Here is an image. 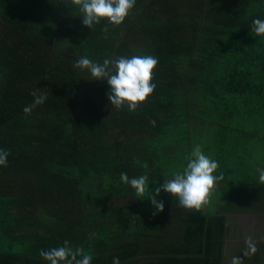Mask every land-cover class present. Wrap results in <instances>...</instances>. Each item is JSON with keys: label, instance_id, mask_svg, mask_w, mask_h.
Instances as JSON below:
<instances>
[{"label": "trees", "instance_id": "1", "mask_svg": "<svg viewBox=\"0 0 264 264\" xmlns=\"http://www.w3.org/2000/svg\"><path fill=\"white\" fill-rule=\"evenodd\" d=\"M82 17L70 0H0V264H48L40 250L64 241L91 264H264V230L255 254L242 231L229 241L236 215H264V0H136L121 25L91 29ZM136 55L158 65L135 112L74 67ZM37 88L47 99L25 113ZM196 145L223 176L199 211L161 191L153 215L120 180L147 174L154 190Z\"/></svg>", "mask_w": 264, "mask_h": 264}, {"label": "clouds", "instance_id": "2", "mask_svg": "<svg viewBox=\"0 0 264 264\" xmlns=\"http://www.w3.org/2000/svg\"><path fill=\"white\" fill-rule=\"evenodd\" d=\"M70 2L79 7L83 13L82 24L89 29L99 24L102 18L107 19L111 25H121L136 4V0H70ZM103 30L107 31V28ZM252 31L256 36L264 35V20L254 19ZM157 65L158 59L152 55H136L131 58L121 56L114 60L104 59L102 63L83 56L74 63L75 68L86 69L94 80H106L110 88L107 94L109 103L117 109L126 105L129 112H135L153 93L156 85L151 81ZM32 95L34 100L23 109L25 113H31L33 108L43 104L47 99V94L41 93L39 88ZM8 156L7 150L0 149V166H7ZM186 159L187 166L182 172L173 173L172 178L164 179L163 184L154 190L149 188L147 174L129 178L126 173H121L120 180L130 185L138 197L149 199L156 209L153 215L164 210L163 201L156 198L161 191L176 197L179 206L199 211L210 203L211 193L217 181L222 180L223 176L214 175L219 168V162L206 155L199 145L194 146ZM257 171L260 182L264 183V168ZM245 244L247 251L243 255L255 254L258 251L251 236L245 238ZM39 255L48 264H91L93 260L92 254L85 253L82 248L73 249L68 241H64L60 247L42 249ZM112 264H120L119 258L113 257ZM230 264H243V259L241 256H233Z\"/></svg>", "mask_w": 264, "mask_h": 264}, {"label": "flooded vegetation", "instance_id": "3", "mask_svg": "<svg viewBox=\"0 0 264 264\" xmlns=\"http://www.w3.org/2000/svg\"><path fill=\"white\" fill-rule=\"evenodd\" d=\"M252 215H256V216H259V217H263L264 216V215L256 214V213H253V212H248V213L243 214L244 219L238 220L235 223L236 226L233 229V234L234 235L236 234L235 232L239 231V229L242 231V233L244 235H247V236H249L250 234H252V236H254L255 232L260 233V234L262 233V231L264 230V219H263V223H262L263 226L257 227L255 225V223H252V221H250V219H249V217L252 216ZM236 216H238V215H236ZM252 226H255L257 228H253ZM233 240H234V238H233ZM229 241L231 243V238H230ZM229 258L231 259L230 255H229Z\"/></svg>", "mask_w": 264, "mask_h": 264}, {"label": "rangeland", "instance_id": "4", "mask_svg": "<svg viewBox=\"0 0 264 264\" xmlns=\"http://www.w3.org/2000/svg\"><path fill=\"white\" fill-rule=\"evenodd\" d=\"M242 219H244V216H243V214L242 215H238V216H236L235 218H234V222H236V221H238V220H242ZM249 219H250V221H252V223H255V225L257 226V227H259V226H263L262 225V223H263V218H261V217H259V216H256V215H252V216H250L249 217ZM253 228H257V227H255V226H252ZM240 232H241V230L239 229V231L238 232H235L236 234L234 235V240H231V243H230V246L232 247L234 244H237L238 245V242H237V239H240ZM249 236H251L252 238H253V236H252V234H250ZM255 236V235H254ZM256 238V237H255Z\"/></svg>", "mask_w": 264, "mask_h": 264}]
</instances>
